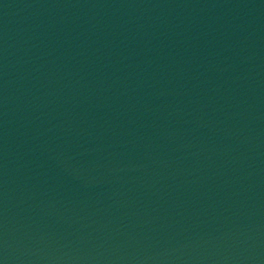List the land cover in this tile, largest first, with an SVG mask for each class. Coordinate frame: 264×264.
<instances>
[{"label": "water", "instance_id": "water-1", "mask_svg": "<svg viewBox=\"0 0 264 264\" xmlns=\"http://www.w3.org/2000/svg\"><path fill=\"white\" fill-rule=\"evenodd\" d=\"M0 264H264V0H0Z\"/></svg>", "mask_w": 264, "mask_h": 264}]
</instances>
